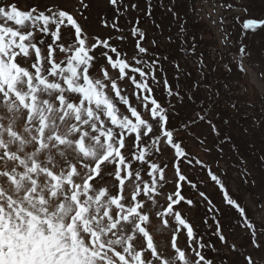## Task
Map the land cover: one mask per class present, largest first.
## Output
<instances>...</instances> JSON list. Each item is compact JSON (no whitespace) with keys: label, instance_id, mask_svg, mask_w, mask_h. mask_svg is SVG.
<instances>
[{"label":"snow or ice","instance_id":"1","mask_svg":"<svg viewBox=\"0 0 264 264\" xmlns=\"http://www.w3.org/2000/svg\"><path fill=\"white\" fill-rule=\"evenodd\" d=\"M218 6L242 28L220 15L208 52L177 0H0V264H264V196L244 194L264 157L256 176L234 95L264 96V73L240 83L264 18Z\"/></svg>","mask_w":264,"mask_h":264},{"label":"rangeland","instance_id":"2","mask_svg":"<svg viewBox=\"0 0 264 264\" xmlns=\"http://www.w3.org/2000/svg\"><path fill=\"white\" fill-rule=\"evenodd\" d=\"M166 1V0H165ZM198 1L197 4L194 3V6L200 9L198 15L195 13H191L188 9L180 10L177 9L181 15H185L188 24H192L193 22L197 23L198 25H194L193 28L190 30L189 34L197 35V39L203 36L205 44L204 48L208 52H212L214 48L219 45L220 40L222 39V35L219 31L218 25L214 23V20H218L220 15H224L228 17V22L230 24V31L232 32L231 39L233 42L237 41L240 37V32L242 25L237 23L232 19V16L235 15V12H230L223 7H216L213 8V4H221L224 0H196ZM251 17L253 18H264V0H246ZM167 3V2H166ZM193 6V3L190 4L189 8ZM209 13H213L209 15ZM103 15V14H102ZM157 22L163 21V26L165 28H170V32L173 36V42L167 43L163 45V47L169 51H176L177 46L179 45V40L177 38V32L179 30V22L174 21L170 14L165 16L163 12L157 10L156 12ZM131 19V18H130ZM144 22V21H142ZM145 26H150V22H144ZM90 27L94 31H102L103 29V19L98 18L97 16L93 15L90 21ZM166 33V31H165ZM167 34H165L164 39L166 41ZM244 43L248 45V49L251 52L252 59L251 61H246V65L248 67L249 76L242 77L240 79V83H244V81H249V83H256L260 84L261 81L259 80V76L261 73H264V30L257 31L255 34L249 33V35L244 39ZM236 44L233 43V46ZM232 46V54L235 56L236 50L235 47ZM237 46V45H236ZM194 68V72L197 70V66L195 61L192 62V66L188 68ZM166 70L168 72L169 80L171 81L173 76V69L171 66H166ZM189 82V81H185ZM235 83V81H233ZM235 98L237 99L238 103L241 105L242 111H248L250 114L252 122H254L255 127H251L248 123L246 124L252 129L251 137L246 135V139L251 140V145H248L252 149L251 154L248 153V160L249 164L252 167V171L254 175L259 176L261 174L262 165L260 163V158L264 157V130L261 129V117L264 118V96L256 91L253 87L248 86L247 91L245 92L243 89H236ZM242 116V115H241ZM240 116V117H241ZM240 128H243L241 125L238 124L237 131ZM235 175V174H234ZM236 183H239V177L236 178ZM247 187V186H245ZM248 200L249 204H252L254 199H259L261 196H264V186L257 185L256 187L252 188L250 191H245L244 193ZM219 199V196H217ZM235 214L231 216H227L225 218V222L232 225H237L240 222L234 218ZM237 235H240L239 228H233ZM243 252L244 249H241ZM257 264H259V258H257Z\"/></svg>","mask_w":264,"mask_h":264},{"label":"trees","instance_id":"3","mask_svg":"<svg viewBox=\"0 0 264 264\" xmlns=\"http://www.w3.org/2000/svg\"><path fill=\"white\" fill-rule=\"evenodd\" d=\"M167 2V0L165 1V3ZM198 1L194 0V3L197 4ZM193 3V0H177V5H178V8L177 9H180V10H184V9H189V6L190 4ZM181 14V13H180ZM196 22V21H195ZM193 22L192 24H187L185 25L188 29H192L194 25H198L199 24V21H197V23ZM166 30V33L167 36L171 33L168 32V28H165ZM178 33V32H177ZM164 34V36H165ZM172 35V34H171ZM235 47L234 50H236V45L233 46ZM195 70L194 68H190L188 71H191L193 73V75H195V72L193 71ZM190 82V81H189ZM241 117L239 119V125H241L243 128H248V129H251L249 126H247L246 124L248 123L251 127H253L254 122H252L251 120V117H250V114L248 113V111H242L241 112ZM262 120H264L263 117H261ZM251 145V144H250ZM250 148V147H249ZM251 149V148H250ZM252 151V149H251ZM251 151H249V153L251 154Z\"/></svg>","mask_w":264,"mask_h":264}]
</instances>
